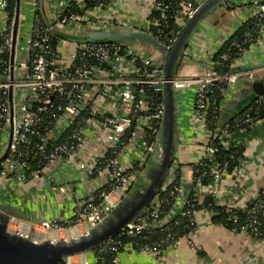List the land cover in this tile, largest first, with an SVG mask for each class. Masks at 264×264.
I'll list each match as a JSON object with an SVG mask.
<instances>
[{"label": "built area", "instance_id": "2783aa9c", "mask_svg": "<svg viewBox=\"0 0 264 264\" xmlns=\"http://www.w3.org/2000/svg\"><path fill=\"white\" fill-rule=\"evenodd\" d=\"M69 1L0 0V203L8 193V185L14 189L16 184L42 179L53 164H58V171L77 167L97 183L93 194L78 199L76 210L69 217L30 223L9 215L7 227L31 238L35 237L37 229L46 238L63 239L94 227L125 196L157 141L163 101L155 102L149 97L154 91H162L166 80L162 64L145 55L136 43L92 39L90 33L142 32L171 47L177 29L197 7L192 0H176L175 5L171 0H154L153 10L158 11L159 17L143 18L117 13L114 7L121 0L98 2L90 9L84 8L85 0H73L77 11L67 8ZM251 6L254 15L264 16V1L251 0ZM26 7L30 15L28 29L21 32L23 28L19 23ZM160 19H173L171 31L168 33L162 28L156 35L151 34V25H157ZM232 44L243 52L240 41ZM220 58L227 60L229 67H234L239 59L227 54H221ZM252 78V72L217 73L209 60L202 73L175 74L171 79L175 90L195 89L191 121L205 134L199 160L215 161V148L211 143L215 133L208 124L216 123L217 113L226 98L223 92L219 104L212 105L214 101L209 96L208 86L221 81L229 88L241 80L251 82ZM262 100L264 89L257 93V106ZM252 116V111L247 109L234 117L231 125L249 130L253 125ZM231 125L221 122L215 135L228 138ZM93 143L101 147L97 160L82 159L83 150ZM223 143L227 145L226 140ZM135 151H139L140 156L134 162L129 155ZM173 163L177 164L176 159ZM241 164L213 163L207 173L196 176L193 193L197 199L204 188L206 193L216 191L213 181L226 174L240 175ZM170 170L171 167L166 178L172 181L174 173ZM204 174L211 175L212 181L202 185L200 177ZM44 177L53 193H75L73 185L61 183L54 175ZM233 187L238 188L235 184ZM259 191L246 198L238 188L236 194L241 201L223 204L219 211L214 206L219 204L215 199L206 203L199 199L187 201L179 181L170 190L173 200L168 212L161 209L168 200L156 194L136 221L126 223L95 250L87 251L91 259L85 252L66 256V262L122 264L123 254L131 260L136 252L159 259L177 238L170 226L174 214L185 219L186 226H196L201 216L211 222V217L216 215L224 222L213 223L223 227L229 223L228 229L264 241L261 238L264 235V188ZM178 206L180 210L173 212ZM156 227L165 232L159 239L150 236L149 230ZM106 255L110 257L106 259Z\"/></svg>", "mask_w": 264, "mask_h": 264}, {"label": "crops", "instance_id": "0c3cea01", "mask_svg": "<svg viewBox=\"0 0 264 264\" xmlns=\"http://www.w3.org/2000/svg\"><path fill=\"white\" fill-rule=\"evenodd\" d=\"M153 1L121 0L114 9L122 15L147 18L153 10ZM195 1L199 6L204 0ZM253 15L251 0L221 2L206 13L190 33L176 66L175 74L202 73L211 54L222 41L243 21ZM131 42L136 43L145 55L163 64L164 55L150 42L143 39ZM234 67L235 71L252 72V81L261 82L264 87V24L259 28L256 39L243 50ZM194 93L193 87L177 91V103L180 110L177 114L179 132L175 159L177 164H180V182L185 196L194 188L193 164L202 155V142L205 135L204 130L196 129L191 121ZM252 93L256 94L251 82L246 80L238 81L229 87L225 92L223 113L229 114L231 110H226V106L230 105L232 108L234 101H241ZM250 133L252 134L246 140L247 144L243 151L240 175L226 174L219 180L213 181L216 191L206 193L204 188L202 190L204 193L198 196L200 201L210 193L209 195H212L219 205L230 202L236 204L237 201H241L236 194L238 188L246 198H250L264 188V122H256L250 129ZM89 147L83 150L82 159L96 161L101 147L97 143ZM139 156V151L129 155L131 161L134 162L138 161ZM57 166L58 164H53L47 168L44 176L52 174L61 183L73 185L75 193H53L46 184L44 176L42 179H32L16 184L14 189L5 183L8 193H3L4 200L0 207V218L5 217V212L11 209L17 211L18 214H15L17 218L30 223L73 215L78 199L93 194L97 183L92 177L83 175L77 167H68L63 171H58ZM234 184L238 188L234 189ZM179 210V206L173 208V212ZM60 234L63 235V232ZM33 235L38 239L45 238V234L42 235L39 229ZM87 255L88 259H91L89 252ZM121 261L122 264H264V241L255 239L245 232L232 231L210 222L206 216H201L197 220L195 229L190 234L178 237L172 245L165 249L159 259L151 254L136 252L131 260L123 254Z\"/></svg>", "mask_w": 264, "mask_h": 264}, {"label": "water", "instance_id": "95a60500", "mask_svg": "<svg viewBox=\"0 0 264 264\" xmlns=\"http://www.w3.org/2000/svg\"><path fill=\"white\" fill-rule=\"evenodd\" d=\"M225 1L228 0H204L176 33L171 47L159 43L151 35L142 32L133 34L150 42L164 55L162 71L166 80L162 85L163 116L156 144L141 174L132 183L125 196L87 232L73 234L63 239L46 237L38 239L36 236L31 238L12 232L7 227L8 217L18 213L14 209L7 210L5 217L0 218V264H67L66 256L85 253L117 234L126 223L136 221L158 192L175 159L179 132L177 114L180 106L177 103L178 90L172 87L171 79L175 75L184 46L203 16ZM119 34L130 36L131 33ZM102 35L104 34H98V36ZM251 85L256 93L264 89L261 82L251 81ZM225 109L230 110L231 106L228 105Z\"/></svg>", "mask_w": 264, "mask_h": 264}, {"label": "trees", "instance_id": "16d2710c", "mask_svg": "<svg viewBox=\"0 0 264 264\" xmlns=\"http://www.w3.org/2000/svg\"><path fill=\"white\" fill-rule=\"evenodd\" d=\"M172 4L175 5L176 0H171ZM234 1V0H231ZM98 2H102V4H106L109 2V0H85L84 8L90 9L93 6H95ZM193 4L196 5V1L192 0ZM12 6V5H11ZM68 9L78 10V7L76 6V3H74L73 0L69 1V5L67 7ZM174 9V7L172 8ZM152 18H158L159 14L158 11L152 10L151 14L149 15ZM160 21V22H159ZM168 24V25H162V24ZM173 19H169L168 21H164V19L158 20L157 25H151L150 31L151 34L156 35V31L160 29H164L166 32H170L171 28L173 26ZM264 24V16L260 17L258 15H253L252 17L247 18L245 21H243L226 39L222 41V43L219 45L217 49L211 54L210 56V63L213 66V68L216 70L217 73L223 74L228 71H233L235 67H229L226 65L228 63L227 60L220 58L221 54H227L230 56H237L240 57L242 52L238 51L237 48H235L232 44L233 41H240L241 46L243 47V50L252 43L256 37L259 28L261 25ZM181 28L177 29L180 30ZM100 34L99 33H90V38L92 39H107V40H113L120 43H129L131 41H137L141 39L136 34L132 33L130 36H123L119 33L111 32V33H104L102 36H95ZM250 34V35H247ZM88 36V34H86ZM208 88L210 89L209 96L214 103L212 105L219 104V101L223 97V92H226L228 87L225 85L224 82L221 81H215L212 82ZM152 89V88H151ZM154 90V89H152ZM150 96V95H149ZM256 97L257 93H252L248 96H246L241 101H234V104L232 108L230 109L231 113L224 114L222 109H219L217 113L216 123H209L208 128L212 130V132H215L217 128L220 126L221 122H228L230 125L232 124V120L234 117L240 116L245 110L250 109L253 113L252 119H253V125H255L256 122L261 121L264 122V100L261 101V104L257 106L256 103ZM152 101L155 102H162L163 101V92L160 90L154 91L151 96L149 97ZM251 127V128H252ZM230 136L228 138H224L222 135H215L213 134V137H211V143L213 147L215 148V161L209 160V159H201L197 160L195 164H193V171H194V177L202 175L204 172H208V168L213 163H221L223 161H228L229 163L236 164L238 162H241L243 159V151L245 148V142L248 138H250L251 134L250 129L246 130L243 128H239L236 126H230ZM224 140L227 141V145H225L223 142ZM216 162V163H215ZM176 165V166H175ZM174 166H171V170L174 173V178L172 181L165 178L164 182L162 183L161 187L159 188L158 192L156 193L158 196L165 197L168 201L167 203L161 205V209L166 212L170 210L171 201L173 200L170 195V190L172 189V186L174 184H178L181 178V170H180V164H175ZM170 170V171H171ZM212 181V176L204 174L200 177V183L202 185L208 184ZM260 194V191H259ZM258 194V195H259ZM186 199L188 200H195L197 199V196L193 193V191H190L186 194ZM198 200V199H197ZM202 203H206L209 201H213L212 195H205L204 198L201 200ZM169 202V203H168ZM186 203V202H185ZM251 203V202H250ZM187 205H184L186 207ZM216 209L219 211L222 210L221 205L215 204L214 205ZM174 221L170 223V226H172V231H174L177 234V238L186 235L189 232L193 231L195 229V225H188L186 226L184 224V221L179 217V215L174 214L173 217ZM224 222L219 216H212L211 222ZM178 222V223H175ZM195 226V227H194ZM225 227L229 228V223L224 224ZM150 236L154 239H159L161 236L165 234L162 230L159 228H153L150 229ZM176 238V239H177ZM261 238H264V235H261ZM97 246H94L91 250H95ZM110 255H106V259L109 258Z\"/></svg>", "mask_w": 264, "mask_h": 264}, {"label": "rangeland", "instance_id": "374dc122", "mask_svg": "<svg viewBox=\"0 0 264 264\" xmlns=\"http://www.w3.org/2000/svg\"><path fill=\"white\" fill-rule=\"evenodd\" d=\"M29 9H28V7H26L25 8V11H24V13H23V17H22V19H21V21H20V28L22 27L23 28V31H21V32H24L26 29H28V19H29ZM101 34H104V32H101L100 31V34L99 35H101ZM95 36H98V35H96L95 34ZM172 166H174V163L172 164ZM18 187V186H17Z\"/></svg>", "mask_w": 264, "mask_h": 264}, {"label": "bare ground", "instance_id": "6f19581e", "mask_svg": "<svg viewBox=\"0 0 264 264\" xmlns=\"http://www.w3.org/2000/svg\"><path fill=\"white\" fill-rule=\"evenodd\" d=\"M0 207H1V203H0Z\"/></svg>", "mask_w": 264, "mask_h": 264}]
</instances>
